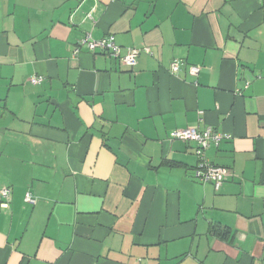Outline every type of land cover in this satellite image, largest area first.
I'll use <instances>...</instances> for the list:
<instances>
[{
  "label": "crops",
  "instance_id": "crops-1",
  "mask_svg": "<svg viewBox=\"0 0 264 264\" xmlns=\"http://www.w3.org/2000/svg\"><path fill=\"white\" fill-rule=\"evenodd\" d=\"M185 129L229 136L219 191ZM4 189L0 264H264V0H0Z\"/></svg>",
  "mask_w": 264,
  "mask_h": 264
},
{
  "label": "built area",
  "instance_id": "built-area-1",
  "mask_svg": "<svg viewBox=\"0 0 264 264\" xmlns=\"http://www.w3.org/2000/svg\"><path fill=\"white\" fill-rule=\"evenodd\" d=\"M78 48L73 52L74 55L78 54L79 47H85L89 52L101 53L107 55L109 58L115 60L119 65H123L129 69H133L137 65V60L141 54L150 55L148 48H130L125 54H122L121 48L115 43L112 35H107L100 40H93L89 35H86L78 42ZM198 67H190L188 72L191 76H197L199 73ZM178 71V62L172 61L170 64V72L175 73ZM43 79L41 77H32L29 83L33 86L40 85ZM174 138L180 139L186 142H194L196 144L195 154L198 158V165L194 170V177L202 184H212L215 191H219L221 186L227 177V170L222 167L214 166L205 158V152L211 146L217 147L223 140L229 139L221 133L213 132L211 129H207L203 132H199L195 129H185L174 134ZM1 197L3 202L2 208H7L10 202L11 191L4 189L1 191ZM24 202L26 204L34 206L36 199L34 196L27 192L24 195Z\"/></svg>",
  "mask_w": 264,
  "mask_h": 264
}]
</instances>
